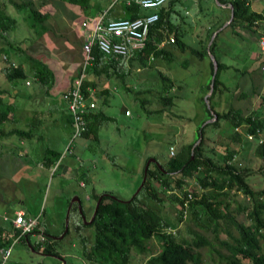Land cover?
Listing matches in <instances>:
<instances>
[{"label":"rangeland","instance_id":"1","mask_svg":"<svg viewBox=\"0 0 264 264\" xmlns=\"http://www.w3.org/2000/svg\"><path fill=\"white\" fill-rule=\"evenodd\" d=\"M33 1L41 13L49 14L50 17L46 20L49 28L41 35H35L31 30L26 31L27 27L21 20L24 12H18L14 7L9 6L7 11L20 20L16 29L9 33V38L14 44L23 47L27 43L28 46L25 49L30 55L48 61L54 69L58 88L61 90L66 87L67 75L73 77L82 65L83 34L81 35L79 26L83 25L85 21L82 19L90 16V13L83 12L78 5H73L67 0H45L44 5H41L43 0ZM88 5L90 10L99 6L102 12L111 5L114 12L120 13L124 9V3L120 0H88ZM251 8L264 16V0L253 1ZM175 9L187 22L181 36L182 40L191 47L203 51L206 42L203 43L202 40L206 30L210 27L209 24L214 16L222 11L221 6L216 0H180ZM228 14V12L225 13V18ZM111 16L116 18L113 13ZM253 28L254 30H249L236 25L233 29L229 27L218 33L213 55L226 64L227 68L219 72V78L225 87L223 86L222 92L215 95L211 103L220 112L229 104L235 107L258 108L263 120L260 137L264 140V106L259 105L260 98L256 96L251 100L239 101L233 98L239 92L236 84L243 80L241 73L244 71H247L244 76V88L255 84L259 92H264V48L261 46V40L264 39V24L259 22L258 26ZM25 36L29 38L26 40ZM2 44L3 42L0 41V46ZM173 52L176 54L175 61L150 57L152 70L135 68L134 72L141 78H147L148 82L144 83L143 90L151 88L152 85L157 89L160 82H156L155 75H157L156 69H160L173 79L175 85L173 92L178 93L182 98L169 109L165 108L164 112L148 115L138 103L131 99L132 94L125 93L121 86L116 85V89L113 88V96L103 110L117 118V125L110 124L99 129L97 138L90 134L89 137L80 136L72 139L71 128L63 121L69 113L67 108L62 114L54 113V118L57 119H50L48 115H45L46 111L43 107V104L49 101L43 89L34 80L31 84L29 78L26 81L30 82V86H25L23 81L18 82L19 90L32 96L22 98L19 95L14 99L18 107L15 114L18 119L16 124L24 123L26 127L19 125L23 129H28L26 123L31 122V117L26 112L18 114L21 107L41 110L44 115H37L39 119L43 118L42 124L32 127V136L25 140L26 145L19 144L16 136L12 138L0 136V143H6L5 147L4 144H0V222L6 219L13 225L18 215L39 216L40 222L43 219L54 240L58 241L55 249L59 256L45 255L38 250L33 251L17 241L11 249L7 264H97L83 258L82 247L72 222L69 223V233L65 232L62 235L68 202L75 196L80 197L85 212L82 215L89 221L95 209V201L89 198L91 192L101 194L109 191L118 200L130 199L142 180V167L150 158L151 152H157L160 160L163 161L171 156V149L175 154L181 146L196 143L197 128L216 120H209L211 117L205 119L206 112L200 101V97H205L209 92L206 87L211 80L209 54H203L201 58L190 51L180 52L174 49ZM3 57L4 54L0 53V68L5 63ZM13 57L14 54H11L10 60L17 64L18 60ZM11 88L10 83L0 71V89L12 90ZM57 94L51 96H56L55 99L58 101L56 104L60 105ZM154 94L153 92L144 93L140 97H150L149 107L156 110L162 106L156 102ZM211 111L213 115L214 111ZM229 134L230 128L224 122L218 131L208 128L204 151L207 152L213 148L216 153L214 159L221 162V155L227 146L239 150L235 159L239 162L238 167L249 169L247 180L249 185L254 190L264 188V159L255 154L257 142H250L242 136L243 141L235 143L229 139ZM10 142L16 147H9ZM47 148L59 154L51 168L43 166ZM22 150H26V153ZM106 152L117 156L118 167L105 156ZM194 187L198 189L197 193L200 195L201 188L196 183H189L190 189ZM231 199L233 215L237 217L238 222H245L247 216L245 213L244 216L237 213L236 201L237 199L244 203L243 195L232 191ZM166 202L168 208H166L165 218L175 223V205ZM80 217L82 219V216ZM184 225V221L179 222L175 229H180L182 233ZM226 227L233 236H237L235 224L226 223ZM36 229L39 232L32 233L30 239L31 242L40 243L42 247L48 237L44 234L42 222ZM84 234L89 236L90 242H93L92 226H88ZM220 237L232 242L224 230L220 231ZM148 247L152 255H155L160 250V242L152 238L148 242ZM201 254L204 264H219L215 253L212 262L209 261L207 250H202ZM149 255L150 253L141 254L133 251L128 264H147Z\"/></svg>","mask_w":264,"mask_h":264},{"label":"trees","instance_id":"2","mask_svg":"<svg viewBox=\"0 0 264 264\" xmlns=\"http://www.w3.org/2000/svg\"><path fill=\"white\" fill-rule=\"evenodd\" d=\"M67 1L73 5H78L86 13L96 15L102 12L99 6L90 10L88 0ZM177 1L179 0H168L167 8L159 10L160 19L153 25L144 49L132 51L129 55L120 57L106 55L95 47L92 49L93 59L87 62L83 69L81 91L97 106L89 109L85 114L87 127L82 137H89L92 134L97 138L99 129L110 124L117 125V118L103 110L110 97L113 96L116 85L121 86L125 93L132 94L131 99L138 103L148 115L164 112L165 108L169 109L176 104L178 99L182 98V96L179 97L178 93L173 92L175 89L173 79L160 69L155 68L157 71L156 82H160L157 89L152 85L151 88L148 87L143 90L142 87L148 80L139 77L138 73L134 72L135 68L152 70L150 57L175 61L174 49L180 52L190 51L201 58L203 54L208 53L207 43L214 29L208 33L203 51L191 47L183 41L181 30L177 29L176 25L170 21L173 6ZM216 1L219 4L232 7L233 18L226 28L233 29L239 25L245 29L254 30L253 27H257L259 22L264 24V16L251 8V3L256 0ZM44 3L45 0L41 5ZM9 6L14 7L18 12H24V17L21 20L27 27L25 30H31L35 35H41L49 28L46 20L50 16L47 12L41 13L33 0H0V41L3 42L0 46V53L4 54L5 60L0 71L12 87V90L0 89V136L3 138L16 136L27 140L32 136V127L42 124L43 118L39 119L37 115L43 113L41 110L34 112L31 122L26 123L28 129H23L20 126L22 123L16 124L18 122L15 116L17 105L14 99L21 94V91L18 90V82L23 81L25 83L29 78L32 84V80H34L43 89V93L49 95L55 76L46 62L27 52L25 49L28 46L27 43L23 47L14 44L9 38V33L16 29L18 21L20 23V20L7 11ZM112 9L113 5L103 12L104 21L114 19L111 16ZM93 11L95 12L93 13ZM143 13L144 11L137 6L124 5V9L120 15H116V19H132ZM229 16L230 14L227 15V19ZM223 23L224 21H221L215 28L222 26ZM218 33L209 46V50L213 54ZM170 34H173L170 47L160 46V43L168 39ZM24 38L27 40L29 37L25 36ZM11 54H14L13 58L18 60L17 64L10 60ZM215 58L218 68L213 91L208 98L210 100L209 106L203 96L200 97V101L206 112L205 119L213 117L211 113L213 110L216 120L197 128L196 138L201 137L200 142L194 147V142L181 146L174 155L163 161L160 160V155L157 152H151L150 157L155 158L160 166L154 162L149 164L147 178L143 186L129 201L118 200L109 191H104L101 194L91 192L89 198L95 201V205L98 198L100 196L102 198L89 224L80 217L85 214L81 198L78 197L81 212L76 203L72 204L69 223L72 222L74 232L77 234L82 247V256L86 261L97 264H128L132 252L135 251L141 254L150 253L147 264H204L201 251L207 250L210 262L214 260L213 254L215 253L218 256L219 264H264V188L254 190L249 185L247 181L249 169L238 167L239 162L235 159L239 150L227 146L221 155V162H217L214 159L216 153L213 148L207 152L203 149L207 129L212 128L218 131L224 122L230 128L228 137L232 142H241L244 137L250 142H257L255 154L264 159V140L260 137L263 130V120L260 117L259 109L235 107L229 104L225 110L220 112L211 103L215 95L222 92L225 87L219 78V72L227 68L226 64L219 61L216 56ZM210 66L212 76L213 63L211 60ZM81 67L82 65L78 68L77 76L81 73ZM246 74L247 71L241 73L243 80L236 84L239 92L233 96L234 100H251L258 96L260 98L259 105L264 106V92H259L255 84L249 88H244V76ZM206 87L208 90L210 89V82ZM16 89L17 92L14 91ZM151 92L155 93L153 97L162 106L161 108L151 109L149 107L150 97H140L141 94H151ZM63 121L70 126L72 134L70 113ZM23 127H26L24 123ZM248 135H251L252 138H247ZM105 156L114 165L119 166L115 154L106 152ZM58 157L57 152L47 148L43 166L51 168ZM144 166L145 164L142 167L141 177H143ZM191 182L196 183L201 188L200 195H198L196 187L189 188ZM232 191L234 193L240 192L245 199L244 203L236 199L237 213L242 216L245 213L247 216L245 222H238L237 217L233 215L231 210ZM166 201L168 204L175 205V223L165 218L166 208H168ZM36 218L38 219L36 226L23 235H20V230L12 225L10 220H1L0 261L1 250L9 247L18 236V241L33 251L38 250L45 255L59 256L55 249L58 241L54 240L43 219L41 222L45 229L44 234L48 236L47 242L42 247L38 242H31V234L38 233L36 228L41 224L39 216ZM183 221L185 225L181 233L180 229H175V227ZM226 223L235 224L237 236H233L229 232ZM88 226H92L94 230L93 242H90L89 236L84 234V230ZM64 227L65 220L63 222ZM222 230L232 239L231 243L220 237ZM66 233L68 234L69 231ZM152 238L160 242V250L155 255H152L151 249L148 247V242Z\"/></svg>","mask_w":264,"mask_h":264},{"label":"built area","instance_id":"3","mask_svg":"<svg viewBox=\"0 0 264 264\" xmlns=\"http://www.w3.org/2000/svg\"><path fill=\"white\" fill-rule=\"evenodd\" d=\"M116 1V0H115ZM126 6H137L144 13L138 17L120 18L112 20H103L101 15L96 20L92 21L93 25L90 29H87V33L83 37L82 41V53L83 62L81 67V73L75 76L72 85L63 91L61 97L65 102L67 111L71 115L72 119V139L80 137L86 130L87 120L85 114L89 109H93L96 104L90 98L85 97L81 91V83L83 77V69L87 62L93 59L92 49L95 47L106 55L114 57L127 56L132 51L142 50L145 48L150 32L154 24L159 19V10L163 7L168 0H120ZM173 41V37L169 39ZM163 46V42L160 43ZM261 46L264 48V39L261 40ZM248 138H252L248 135ZM170 154L174 155V151L171 149ZM37 218L25 217L23 214L18 215L14 220V226L20 230V235L30 232L37 224ZM15 238L9 247L1 250L0 264H6L11 255V249L15 242L18 241Z\"/></svg>","mask_w":264,"mask_h":264},{"label":"crops","instance_id":"4","mask_svg":"<svg viewBox=\"0 0 264 264\" xmlns=\"http://www.w3.org/2000/svg\"><path fill=\"white\" fill-rule=\"evenodd\" d=\"M180 1V0H179ZM179 1H177L176 2V4L179 2ZM217 2V1H216ZM168 3V2H167ZM167 3L163 6V7H161V8H167ZM218 3V2H217ZM176 4L173 6V12L171 13V16H170V21L172 22V24H174V25H176V28L178 29L179 28V30H181V32H182V34L181 35H183V33H184V26L185 25H187V22H186V20H185V18L183 17V15L177 10V9H175V6H176ZM218 5H220L221 6V12H219L218 14H216L215 16H214V18H213V20L211 21V23L209 24L210 25V27L206 30V35L204 36V38H203V43H205V41H206V39L208 38V33L211 31V30H213L214 29V31L215 30H217L216 31V33H215V35L220 31V30H222L223 28H225L223 25H224V23H226V21L229 19H227V18H225V13L226 12H228L229 14H231V11H232V9L230 8V5H226V4H219L218 3ZM113 14L114 15H120L121 14V12L119 13V12H114L113 11ZM99 16H95V15H93V14H91L90 13V16H88V17H84L82 20H84L85 22H83V23H86V24H88L87 25V29H90L91 27H92V25H93V23H92V21H94V20H96L97 18H99L101 15H103V12H101V13H99L98 14ZM230 17V16H229ZM114 19H116V18H114ZM224 19V20H223ZM92 20V21H91ZM103 20H104V18H103ZM224 21V23H223V25L222 26H220V27H218V28H214L216 25H218L221 21ZM82 29V30H81ZM87 29H86V26H84V25H82L81 24V26H79V30H80V33H81V35L83 34V37H84V35L87 33ZM213 34V33H212ZM82 37V38H83ZM171 37H173V34H170V36H169V38L168 39H165V41H163V45L164 46H166V47H169L170 46V41H169V39L171 38ZM215 37V36H214ZM211 38V37H210ZM82 41H83V39H82ZM82 41H81V43H82ZM209 42V41H208ZM207 44H209V43H207ZM207 49H208V46H207ZM81 53H82V49H81ZM41 60H43L44 62H46L50 67H51V65H50V63L48 62V61H46V60H44V59H41ZM51 69L53 70V72H54V69L51 67ZM54 76H55V72H54ZM75 76H76V74L75 75H73V77L70 75V76H68L67 75V82H66V87L65 88H63V89H61V90H59V84L57 83V80H56V77L54 78V84H53V86L50 88V90H49V95H47L48 97H49V101L47 102V103H44L43 104V107L45 108V111H46V113H45V115H48L49 117H50V119H57V118H54V116H55V114L54 113H60V114H62V112H64V110H66V107H65V103H64V101L62 100V97H61V95H62V93H63V91L64 90H66V89H68L71 85H72V83H73V81H74V78H75ZM28 82H25V86H30L29 84H27ZM42 89V88H41ZM53 89L55 90V91H53ZM18 90H19V88H18ZM15 92H17V89L16 90H14ZM20 91V90H19ZM21 94H20V97H22V98H31V96H32V94H28V93H26V92H24V91H21L20 92ZM56 93H58L57 94V96H59V100H60V105H58V104H56V103H58V101H56V99H55V97H52L51 95H54V94H56ZM27 94V95H26ZM25 96H27V97H25ZM18 108V107H17ZM25 108L27 109H29V111H28V109L27 110H25ZM17 111H18V109H16V111H15V114H17ZM24 113V112H26L28 115H29V117H31V119H32V117H33V115L34 114H32V112H36V110L34 111V110H32L30 107H21V110L18 112V114H20V113ZM23 124H21V126H22ZM17 142L19 143V144H21V145H26L25 143H26V141L24 140V139H22V138H18L17 139ZM0 144H4V147L6 146V143L4 142H2V143H0ZM9 147H16V145L14 144V143H12V142H10L9 143ZM24 153H26L25 151L26 150H22ZM29 217H31V218H36V216H29Z\"/></svg>","mask_w":264,"mask_h":264},{"label":"water","instance_id":"5","mask_svg":"<svg viewBox=\"0 0 264 264\" xmlns=\"http://www.w3.org/2000/svg\"><path fill=\"white\" fill-rule=\"evenodd\" d=\"M230 8L232 9L231 6H230ZM232 18H233V12L231 11V14H230L229 19L226 21V23H224L223 26H224V27L227 26V25L231 22ZM214 36H215V34L212 35V37H211V39H210V42H209V44H208V54H209L210 59H211V61H212V63H213V73H212L211 80H210V89H209V92H208V93L205 95V97H204V100H205V102L207 103L208 106H209V103H208V97H209V95H210V94L212 93V91H213L215 75H216L217 68H218V64H217L216 58H215V56L213 55V53H211L210 50H209V46H210V44H211V42H212ZM211 113H212V112H211ZM213 119H216V115H215V114H213V117H212L211 119H209V120H213ZM200 139H201V137H198V139H197L196 143H194L193 147H194L198 142H200ZM151 162H154V163H156L158 166H160L159 163L156 161V159L153 158V157H150V158L146 161L145 166H144V170H143V177H142V180H141V182H140L138 188L136 189L135 193L133 194V196H135V195L140 191L141 187L143 186V184H144V182H145V180H146V178H147V169H148V166H149V164H150ZM133 196H132V197H133ZM132 197H131V198H132ZM101 198H102L101 196L98 198V200H97V202H96V205H95V209H94L93 215H92V217L90 218L89 221H87L86 218H85V216L82 215V219H83L84 222H88V223H89V222L92 221L93 216H94V214L96 213V210H97V208H98V205H99V203H100V201H101ZM74 199H76V202H79V198H78L77 196H75V197L69 202L68 209H67V211H66V215H65V227H64V231H63L62 235H63L65 232L68 231V227H69V213H70V209H71V206H72V204H73ZM129 200H130V199H128V200H121V201H129ZM78 209H79V211L81 212V206H80V204L78 205Z\"/></svg>","mask_w":264,"mask_h":264},{"label":"flooded vegetation","instance_id":"6","mask_svg":"<svg viewBox=\"0 0 264 264\" xmlns=\"http://www.w3.org/2000/svg\"><path fill=\"white\" fill-rule=\"evenodd\" d=\"M76 204H77V205H79V204H80V199H79V202H76Z\"/></svg>","mask_w":264,"mask_h":264}]
</instances>
